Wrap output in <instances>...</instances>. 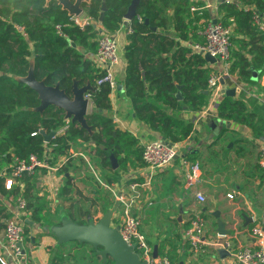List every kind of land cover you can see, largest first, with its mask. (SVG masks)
Segmentation results:
<instances>
[{
  "label": "trees",
  "instance_id": "trees-1",
  "mask_svg": "<svg viewBox=\"0 0 264 264\" xmlns=\"http://www.w3.org/2000/svg\"><path fill=\"white\" fill-rule=\"evenodd\" d=\"M132 1L91 0L83 8L93 22L81 28L70 20L68 13L55 0L49 3L48 0H0L1 195L9 193L4 183L16 160L36 155L56 165L57 159L68 156L74 144L78 143L95 146L101 170L112 171L111 154L124 169L133 165L132 157L145 164L144 146L131 134L116 130L110 116L113 90L109 85L95 87L103 73L91 56L97 53V41L103 32L113 34L124 26V17ZM104 2L106 11L100 23ZM199 5L195 0H140L137 15L129 24L130 33L124 50L125 79L122 83L125 95L132 104L135 118L170 144L187 141L194 132V119H183L180 115L199 114L209 105L208 81L214 72L194 46L205 42L199 33L204 30V20L210 19L208 15L203 17L205 14L192 13L191 9ZM219 8L225 15V26L236 25L238 31L250 37L253 45L264 41V33L254 23V11L264 13V0L223 2ZM147 20L149 24L145 23ZM95 24L102 25V34L94 28ZM57 26H61V34ZM254 50L264 52L258 46ZM231 61L230 74H238L243 83H255L251 77L254 64L234 53ZM32 62L38 81L44 80L51 87L59 84L67 94L71 92L73 80L80 87L88 82L93 85L91 100L95 111L87 117L93 135L77 124H68L63 111L56 107H48L42 114L35 111L40 106L37 93L17 80L28 75ZM178 92L181 93V100L177 98ZM241 105L231 99L222 101L217 106L219 117L242 121L238 116ZM41 129L56 136L48 143L41 133L32 136ZM186 157L191 159V155ZM60 170L68 175L66 188L71 186L70 166ZM31 178L33 176L26 175L21 181L30 186ZM119 180V170L112 176H104L108 185ZM26 194L23 197L29 199ZM30 207L28 204L26 210ZM189 227L190 223L186 230ZM24 231L25 237L28 236L26 226ZM75 244L82 248L86 246ZM91 254H94L93 249ZM83 259L75 257L73 264H83ZM59 263L65 264V260ZM88 263L92 261L88 260Z\"/></svg>",
  "mask_w": 264,
  "mask_h": 264
},
{
  "label": "crops",
  "instance_id": "crops-1",
  "mask_svg": "<svg viewBox=\"0 0 264 264\" xmlns=\"http://www.w3.org/2000/svg\"><path fill=\"white\" fill-rule=\"evenodd\" d=\"M195 1L200 5L193 7L195 11L192 13L198 12L201 16L205 14L203 17L208 15L210 19L204 20V30L199 33L205 39L204 32L210 22H224V12H220L219 8L224 0ZM255 25L259 27L257 23ZM228 26L232 27L231 59L233 53L239 54L254 64L251 77L255 83L241 82L238 74H230L220 62L215 65L208 64L214 74L224 75L221 93L224 89H234L235 94L227 96L222 93L216 99L209 92L207 108L210 111L203 115L200 121L198 119L201 113L180 115L183 119H194V132L187 140L181 157L171 166L161 171H152L132 157L133 165L124 169L119 164V181L103 185L101 180L103 181L104 176H112L117 170H101L95 146L78 143L74 144L68 156L59 157L56 165L49 163L48 168L37 170L30 180V186L22 181L15 182L9 193L0 194V223L3 224L4 217L18 215L16 198L25 196V193L29 197L25 198L31 207L20 214V219L28 229L24 249L31 264H60L62 259L65 264H73L75 257L88 258L97 263V257L91 254L92 248L87 245L82 248L75 243H69L73 244V250L65 253V246L58 245L57 239L50 233V226L59 223L64 215L76 223L98 221L108 210L113 212L114 217L116 211H120L114 193L129 192L134 183L140 185L139 191L143 197L134 208L133 214L141 219L140 231L145 235L153 253L157 248L159 256L167 257L175 264H236L233 256L220 255V249L211 244L218 240L229 241L234 254L244 248L254 247V240L249 231L255 222L264 223V170L259 164V153L264 144L261 140L264 137V52L256 51L254 47L258 46L264 50V41L253 45L250 37L243 31H238L236 25ZM259 29L264 33V28ZM129 33V26H123L115 33L116 40L121 39L122 43L120 65L114 75L116 88L110 95V116L116 130L131 134L145 146L152 141L163 139L154 135L145 124L135 118L132 104L125 95L122 84L126 70L124 50ZM91 56L93 58L94 54ZM260 63L262 66H255ZM231 64L230 60L229 65ZM226 99L242 104L238 115L242 121L219 117L217 106ZM94 111L92 105L91 113ZM87 151L93 154L92 166L96 173L100 174L99 179L89 175L81 176L82 168L87 169V164L91 162L85 164L88 160ZM190 155L191 159L186 157ZM182 158L197 162L201 166L203 183L199 191L206 197L204 204L197 201L193 191H186L184 188L185 169L181 163ZM68 165L73 182L66 188L68 175L60 169ZM228 195L234 196L230 199ZM84 206H87L86 210L83 209ZM194 207H199L204 212L207 225L205 238L208 246L205 252L198 256L187 246L185 236ZM215 213L220 215L226 223V228L231 231L227 237L218 235ZM4 245L2 226L0 254L4 253Z\"/></svg>",
  "mask_w": 264,
  "mask_h": 264
},
{
  "label": "built area",
  "instance_id": "built-area-1",
  "mask_svg": "<svg viewBox=\"0 0 264 264\" xmlns=\"http://www.w3.org/2000/svg\"><path fill=\"white\" fill-rule=\"evenodd\" d=\"M235 0H224L226 3H233ZM192 11H195L192 8ZM84 15V14H83ZM81 17H71L70 20L81 28H85L93 22L90 17L84 15ZM254 22L259 27L264 28V13L255 12ZM61 26H57L58 32L61 34ZM205 42L194 46L197 52L202 55L209 53L222 64L224 70L229 71L232 48V27L225 26L221 21L216 23L210 22L204 32ZM98 50L94 56V60L98 69L103 76L96 82V88L103 85H109L112 90L116 88L115 71L120 65L119 48L116 39H113L110 33L103 32L98 38ZM224 75L214 74L208 81V89L214 98H218L222 93L221 80ZM91 98V95H90ZM209 109L201 112L200 121L203 115L209 113ZM69 124V122H67ZM67 128V127H66ZM37 133L32 134L33 137ZM187 141L170 144L165 141H152L144 146L143 161L152 171H161L171 166L177 158L181 157L185 149ZM182 166L185 169L184 188L186 191H193L195 198L200 204L206 202L205 195L199 191L203 183L201 166L197 162H190L188 159H181ZM259 164L264 170V144L261 146L259 153ZM49 167L48 160H41L36 155H31L26 160H16L15 165L5 180V189L11 191L15 182L22 180L24 176H34L37 170ZM139 184H132L129 192L120 191L114 193L119 210L112 218L111 227L118 230L125 242L129 246L134 247V251L140 255V260L146 264H175L167 257L153 256V250L149 245L145 235L140 231L141 219L133 214L134 208L141 201L142 193L139 191ZM234 195H228L230 199ZM17 199V216L5 219L3 224L4 233V253L0 254V264H31V261L24 249L25 231L24 223L20 219V214L27 211V201L23 197ZM206 219L201 208L194 207L191 211L190 227L186 230L185 236L191 252L198 256L203 254L208 246L205 238ZM249 234L254 240L253 248H244L237 253H233L231 243L229 241H216L211 244L217 249H225L230 252L236 260V264H264V223L255 222Z\"/></svg>",
  "mask_w": 264,
  "mask_h": 264
},
{
  "label": "water",
  "instance_id": "water-1",
  "mask_svg": "<svg viewBox=\"0 0 264 264\" xmlns=\"http://www.w3.org/2000/svg\"><path fill=\"white\" fill-rule=\"evenodd\" d=\"M53 0H48V3ZM58 5L62 7V10L68 13L71 17H81L84 14L83 6L89 4L91 0H55ZM140 0H133L128 8V11L124 17V26L128 27L130 22L137 15V7ZM106 11V3H103L102 14L100 17V23L103 21L104 12ZM214 21L213 23H216ZM149 24L147 20L145 22ZM95 29L102 34V25L95 24ZM153 30H156L153 28ZM113 39H116L115 33L111 34ZM204 59L209 65L217 64L218 60L212 57L209 53L203 55ZM19 82L26 84L32 90H34L40 101V106L35 109L36 112L43 113L48 107H56L62 110L64 113L65 121L71 124H77L82 129H85L90 135H93L92 128L88 125L87 117L90 115L89 110L93 103L90 95L94 92L93 85L88 82L86 86L80 87L76 80H73L71 92L67 94L62 90L59 84L55 86H47L45 81H38L35 77L34 62L31 63L28 75L26 77L18 78ZM221 84L224 85V80H221ZM234 89L223 90L222 93L227 96H234ZM208 93V92H207ZM177 98L182 99L181 93H177ZM44 135L46 142H50L56 134ZM264 141V137L261 138ZM111 166L114 170L119 167L116 157L110 155ZM217 218V232L220 237H227L231 234V231L226 228V223L222 221L219 214H214ZM113 218V212L108 210L105 212L102 218L98 221L90 220L88 223L81 225L72 221L67 216H62L60 224L50 227V233L57 239L58 245L62 246L69 243H77L80 245H87L94 250V254L98 259L95 263L92 261L90 264H146L140 260V255L134 251L133 246H129L123 237L120 235L117 229L111 227ZM252 221V219H250ZM3 223H0V228ZM222 256H231L230 252L225 249L219 250ZM153 256L157 258L158 252L155 248Z\"/></svg>",
  "mask_w": 264,
  "mask_h": 264
},
{
  "label": "rangeland",
  "instance_id": "rangeland-1",
  "mask_svg": "<svg viewBox=\"0 0 264 264\" xmlns=\"http://www.w3.org/2000/svg\"><path fill=\"white\" fill-rule=\"evenodd\" d=\"M85 14V13H84ZM86 15V14H85ZM82 20H84L85 19V16L84 15H82ZM119 39V38H118ZM116 42H117V44L119 45L118 46V48H119V55H120V49H121V43H122V40L121 39H119L118 41L116 40ZM92 112V107L90 108V110H89V114ZM88 153H89V155H88ZM87 157H88V160L86 161V163L85 164H87V163H89V161H91V159H93V154L91 153V151H87ZM93 164H92V161L89 163V164H87V169H88V171H87V169L85 168V169H83L82 168V177H87V175H89V176H91V177H95V178H97V179H99L100 178V174H98V173H96V170L93 168V166H92ZM83 167V166H82ZM101 180V179H100ZM101 182H102V184L104 185V183H106L105 181H104V179H103V181L101 180ZM104 193H105V191H104ZM85 205V204H84ZM87 206H84V208L83 209H87L86 208ZM150 206H148V209H150L149 208ZM81 209V208H80ZM83 209H81V210H83ZM62 210H60V212H61ZM118 213V211H116V214ZM56 215V214H55ZM59 215H61V213H59ZM22 220V219H21ZM50 224V223H49ZM58 223H53L50 227H52V226H56ZM158 226H160L159 224H157ZM165 226V225H164ZM71 245H73V244H71ZM71 245H69V244H66V246H65V248L63 249V251L66 253H68V252H71L72 250H73V247L74 246H71ZM88 260L89 259H87V258H84L83 259V264H89L88 263ZM94 262V261H93Z\"/></svg>",
  "mask_w": 264,
  "mask_h": 264
},
{
  "label": "flooded vegetation",
  "instance_id": "flooded-vegetation-1",
  "mask_svg": "<svg viewBox=\"0 0 264 264\" xmlns=\"http://www.w3.org/2000/svg\"><path fill=\"white\" fill-rule=\"evenodd\" d=\"M84 13H85V10H84Z\"/></svg>",
  "mask_w": 264,
  "mask_h": 264
}]
</instances>
